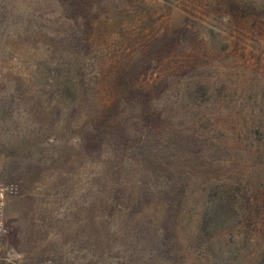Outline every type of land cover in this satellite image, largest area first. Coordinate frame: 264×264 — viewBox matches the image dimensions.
I'll use <instances>...</instances> for the list:
<instances>
[{
    "label": "rangeland",
    "instance_id": "obj_1",
    "mask_svg": "<svg viewBox=\"0 0 264 264\" xmlns=\"http://www.w3.org/2000/svg\"><path fill=\"white\" fill-rule=\"evenodd\" d=\"M0 182V264H264V0H0Z\"/></svg>",
    "mask_w": 264,
    "mask_h": 264
},
{
    "label": "trees",
    "instance_id": "obj_2",
    "mask_svg": "<svg viewBox=\"0 0 264 264\" xmlns=\"http://www.w3.org/2000/svg\"><path fill=\"white\" fill-rule=\"evenodd\" d=\"M148 99H149V97H147V96H145L144 95V97L143 98H141V96H140V98H139V100H138V98H135L134 99V103L135 104H137V106H138V104L140 105V104H142L143 102H147L148 101ZM132 100H133V96H132ZM137 148H138V151H142V148H141V144L139 145H137L136 146ZM159 147H156L154 150H157ZM155 163H157V160H156V162ZM160 163V167H161V172H160V174H159V177L165 172V170H166V168H168V165H169V160H168V162H164V163H161V162H159ZM201 163V161L200 162H198V164L197 165H199ZM135 257H130L129 258V261L131 262V260H133ZM146 258V257H145ZM144 257L141 259V260H139V259H136V264H149L148 262V260H149V258L150 257H148V259H145ZM133 263V262H132ZM120 264H126V263H123L122 261H120ZM128 264V263H127ZM151 264H161V261H158L157 259H156V261H155V263L153 262V263H151Z\"/></svg>",
    "mask_w": 264,
    "mask_h": 264
},
{
    "label": "built area",
    "instance_id": "obj_3",
    "mask_svg": "<svg viewBox=\"0 0 264 264\" xmlns=\"http://www.w3.org/2000/svg\"><path fill=\"white\" fill-rule=\"evenodd\" d=\"M12 190L10 184L0 182V236L6 231L4 218V204L6 195Z\"/></svg>",
    "mask_w": 264,
    "mask_h": 264
}]
</instances>
